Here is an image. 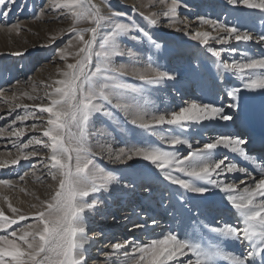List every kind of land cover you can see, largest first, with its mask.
<instances>
[{
    "label": "rangeland",
    "instance_id": "obj_1",
    "mask_svg": "<svg viewBox=\"0 0 264 264\" xmlns=\"http://www.w3.org/2000/svg\"><path fill=\"white\" fill-rule=\"evenodd\" d=\"M172 2L173 0H164L162 4L160 0H91L92 4L100 7L102 15L107 16L112 11L127 13V17L120 19L124 22L134 20L140 27L148 31L155 42L159 44L157 48L143 38L133 40L131 36L118 37L115 48L122 55L112 56L114 68L123 66L129 71L133 69L142 71L151 65L173 77L162 80L159 84H146L131 75L121 77L123 83L139 89V92L126 95L119 101L114 100L113 102L125 104L132 111H146L149 117L169 115L173 111H179L180 108L186 107L187 102L188 105L192 102L212 103L217 107L226 108V105L229 104L226 95L221 94L220 91L218 92L220 89H217L215 75L217 73L215 64L217 58L212 57L207 49L212 47L221 50V58L229 63L233 61L246 62L251 53L258 55L264 43L259 41V37L264 35V10L249 9L245 6L249 10L259 11L257 16L251 14L246 8L244 9V5L232 4L229 0H175L178 5L175 13L177 22L172 25L169 19L162 16V12ZM253 2H258V0H253ZM49 3L50 0H14V2L7 3L5 8L0 9V11L8 12L6 17L0 15V117H3L0 119V164H5L4 167H0V180L9 181V184H0L2 186L0 187V209L4 210L6 216L17 220V223L10 228L0 229V236L7 235L9 239H15L10 235L12 231H16L19 235L21 228L29 230L27 226L35 224L37 209L32 205H39L41 201L50 199L58 187V181L51 179L42 163V159L50 154V150L45 149L42 144L35 143L30 144L27 149L21 148L22 144L34 139L47 142L48 138L42 135L43 130L47 127V114L39 113L36 106L50 103L47 94L56 86L54 82L62 79L60 72L66 69V64L76 62L75 52L80 47L79 42L74 38L75 34L69 31L73 21L71 15L66 14L68 10L53 12L49 10ZM133 7L137 11H132ZM138 12H143L145 16L156 13L158 23L155 26L149 24L138 15ZM209 19L221 25L236 27L242 33L247 32L255 39V44L259 48L244 41L239 42L236 46L234 38L222 39V42L217 43V39L212 37H218L221 33L228 35V33L202 23V20ZM13 25L17 27L12 28ZM91 26L87 21L76 25L77 28ZM110 31L111 25L106 23L95 45L97 51L101 50L99 48L101 38L108 35ZM196 32L211 34L207 45L194 39ZM89 35H86L85 38L87 39ZM133 35L138 34L133 33ZM226 37L223 35L222 38ZM70 40L72 41L71 46H69ZM184 45L194 47V52L185 55L182 51ZM61 49H64L65 60L60 58ZM105 49L109 53L113 51L111 41L105 45ZM17 52L21 55H15ZM263 52L261 50L260 54L264 56ZM233 75L236 87H231L232 83H226L222 88L226 86L225 88L229 91L235 88L241 89L238 101L245 102L244 96L249 94L250 90L244 88V80L239 74L233 73ZM216 91L217 96H220L219 99L223 102L217 98L211 99ZM17 105L21 106L17 107ZM108 107L113 113L112 117L95 114L87 130V145L94 158L96 169H102L115 177L106 190L89 197V201L95 199L98 202L96 210L87 212V221L93 225H100L95 228L96 232L100 234L113 232L123 236L120 226L116 227L115 224L110 223V220L124 219L120 215L127 209L126 204L131 203V200L138 199L135 197L138 190L140 193L145 191L144 196L147 198L145 201L154 202L156 206L159 201L165 207H168L170 202H177L175 208L172 209L183 213V216L189 212L197 213L198 205L195 199L201 195L190 192L191 197L188 199L186 191L179 186L172 184L173 187L170 189L167 184L161 185L160 182H165L164 174L143 159L133 158L131 161L120 163L114 162L113 158L122 148L127 150L148 145L175 151L178 156L183 157L192 149L202 148L205 143L214 142V130L200 127L199 134L195 137L191 131L198 125L197 122H191L183 130L176 126H159L157 134L152 135L149 131L133 125L131 116L119 109ZM32 113L36 115L34 116ZM26 115L27 119H19ZM36 116H39V119ZM33 124L36 125L35 130H33ZM221 124L223 123L218 125L219 129ZM222 131V136L234 137L232 130L222 128ZM161 135L179 136L190 142L192 149H189L187 144L173 147L162 141ZM31 151H36L39 155L27 160L22 158L23 155ZM217 151V149L214 150L213 159L219 160L221 154ZM14 159H18V163L12 164L11 161ZM173 175L188 179L178 172H174ZM20 176H24L25 179L21 181ZM97 182L99 183V181ZM146 182H150V185ZM197 183L198 185L203 184V182ZM235 183H238V179ZM145 185L147 188L142 191L141 187ZM4 197H7V200ZM119 201H123L125 205L123 204L119 209L116 207L115 213H113L112 208L120 203ZM9 203L20 209V214L25 215L26 219L20 220L17 214H13L8 208ZM200 210L199 208L198 211L200 212ZM205 210L207 213L213 212L215 223L221 221L216 218L218 215L214 213L215 211L208 207H205ZM156 213L155 219L160 216ZM201 214H199L200 217L204 219ZM202 221L208 228L207 221ZM181 222H184V218L181 219ZM191 222L196 224L195 220ZM111 225L115 227L113 231L110 230L113 229L110 228ZM185 225L189 227L186 223ZM124 231L126 233L127 230ZM88 236H90L89 233ZM112 241L113 239L101 241L103 244L95 242V244L98 243L97 251H102L99 248V243L104 245V243ZM16 242L20 243L18 240ZM211 245L213 244L211 243ZM103 252L105 253V251ZM103 252L100 255L104 254ZM107 253L110 255V251ZM120 256L122 255L111 254L113 259L104 261V264H114ZM189 257H192L191 254ZM122 259H119L121 260L120 264H132L131 260L122 261Z\"/></svg>",
    "mask_w": 264,
    "mask_h": 264
},
{
    "label": "snow or ice",
    "instance_id": "obj_2",
    "mask_svg": "<svg viewBox=\"0 0 264 264\" xmlns=\"http://www.w3.org/2000/svg\"><path fill=\"white\" fill-rule=\"evenodd\" d=\"M9 2L14 0H0V9L5 8ZM160 2L163 4L164 0ZM229 2L264 10V0L258 2L229 0ZM177 7V3L173 0L162 12V16L169 19L172 25L177 22L175 16ZM65 9L68 10L66 14H70L73 21L69 31L75 34L74 38L80 45L75 52L77 59L75 63H67L66 69L60 72L62 79L55 81L56 86L47 94L50 103L36 106L39 113L47 114V127L42 132L43 137L48 138L47 142L34 139L21 145L22 149H27L32 143L42 144L45 149L50 150V154L42 159V163L51 179L58 181V187L50 199L41 201L39 205H32L37 211L35 224L27 226L29 230L21 228L19 235L16 231H12L10 235L15 239H9L7 235L0 236V264H88L85 254L87 251L85 243L88 239L87 212L96 210L98 202L95 199L89 201L87 198L106 190L115 180L111 173L96 169L94 158L87 145V130L95 114L99 113L111 118L113 113L108 106L119 109L132 117L133 125L149 131L152 135H156L157 128L163 125L176 126L183 130L191 122L216 118L227 122L233 119L232 115L225 114L224 107L212 104L192 102L169 115L149 117L146 111H132L125 104L114 103V100L119 101L126 95L139 92V89L123 83L121 77L135 76L146 84H159L162 80L173 78L151 65L142 71L136 69L129 71L123 66L114 68L112 56L122 55L115 48L116 39L121 36H131L133 40L146 39L157 48L159 44L134 20L128 22L121 20L120 18L127 17L125 12L112 11L105 16L101 14L100 7L92 4L91 0H50L49 10L55 12ZM132 11L137 9L133 7ZM0 15L6 17L8 12L0 11ZM138 15L153 26L158 23L156 13L145 16L143 12H138ZM82 21H87L92 26L77 28L76 25ZM106 23L111 25V31L101 38L99 44L101 50L97 51L95 45ZM202 23L228 33L227 38L212 37L217 39V43L228 38H234L237 42L253 39L247 32L242 33L236 27L221 25L210 19L202 20ZM16 27L12 26V28ZM88 34L90 35L86 39ZM210 35L209 32H196L194 39L207 45ZM109 41L113 45L111 53L105 49ZM259 41L264 42V35L259 37ZM71 45L70 40L69 46ZM207 51L212 57L218 58L219 66L225 71L239 74L244 80L245 89H264V59L229 63L221 58V50L208 47ZM15 55L21 53L17 52ZM60 58L66 59L64 49H61ZM240 91L241 89L235 88L226 93V96L234 101L227 106L228 108L238 109ZM32 115L36 114L32 113ZM27 118V115L19 117L20 120ZM36 118L39 119V116ZM32 127L33 130L36 129L35 124ZM160 138L173 147L187 144L188 148L192 149V144L179 136L161 135ZM247 143L248 141L241 137L225 135L218 137L214 142L205 143L202 148L190 150L183 157L178 156L175 151L148 145L127 150L122 148L114 158H110L120 163L131 161L133 158L143 159L163 173L165 180L187 192L203 196L210 191L207 185H211L212 188L225 193L227 200L239 214L244 227L229 225L212 231L218 236L248 243L249 250L242 257H235L232 264H255V257L260 256L264 259V172L259 179L253 177L251 184L238 189L236 183H226L219 177L234 172L245 173L246 169L238 167L236 163H226L227 157L213 159L214 150L219 146L248 159L243 147ZM37 155L38 152L31 151L22 158L27 160ZM11 163H18V159L12 160ZM4 166L0 164V167ZM261 168L264 169V164ZM174 172L181 173L188 179L173 175ZM19 179L23 181L25 177L20 176ZM197 182L203 184L198 185ZM240 183L244 184V181ZM0 184H9V181L0 180ZM4 199L7 200V197ZM8 208L13 214H17L20 220L26 219L25 215L20 214V209L13 207L11 203L8 204ZM16 223V219L6 216L4 210L0 209V229L6 230ZM17 240L20 243H17ZM127 244V241L124 244L117 243L113 245V251H119ZM189 254L194 259H187L186 262L180 259ZM221 255L220 250L214 246H203L200 243L181 240L169 233L162 240H154L150 245L134 249L129 259L132 264H216L217 258Z\"/></svg>",
    "mask_w": 264,
    "mask_h": 264
},
{
    "label": "bare ground",
    "instance_id": "obj_3",
    "mask_svg": "<svg viewBox=\"0 0 264 264\" xmlns=\"http://www.w3.org/2000/svg\"><path fill=\"white\" fill-rule=\"evenodd\" d=\"M245 8L246 7L244 6V9ZM249 9H247V11H250L251 14L258 16L259 11H252ZM223 35L225 37H228V35L221 33L218 37L215 38L221 39ZM239 42L235 40L234 44L238 45ZM244 42L249 43L251 45L254 44L256 48H259L257 44H255V39ZM262 45L263 46L261 50L264 51V43ZM184 46L185 47L182 49V51L183 53H185V55L194 52V47H187V45ZM260 53L258 52V55L251 53L249 59H264V56ZM215 62L217 68V73L215 74L217 80V89L219 88L220 90H218V92L220 91L221 94L223 93L224 95H226L229 90L225 88L226 86L224 88L222 87L226 83H232L231 87H236L234 85L236 84V80H234L235 76L233 75V72H227L221 66H219L218 58ZM12 67H14V65H12ZM13 69L15 70V68H12V70ZM210 77L212 78V76ZM249 90V94H246L244 96L245 102L237 101L239 105L238 109H230L227 107L230 103H233L234 101L226 96V99L228 100L229 104H227L226 108L224 109L226 114L233 116V119L231 121L226 122L220 120L219 118L213 120H204L199 123L197 122L198 126L191 131L193 133V136L196 137L199 134L198 129H200V127H203L204 129L205 127L210 128L214 130L213 138L214 140H216L218 137L223 135L222 128L224 130L230 129L232 130V134L234 137L238 136L248 141V143L243 146L247 153L248 159L241 157L238 153H233L230 149H226L223 146H219L217 148V152L221 154V158L227 157L226 163H236L238 167L246 169L245 173L234 172L229 173L226 176L222 175L221 177H219V179L224 180L226 183H235L238 179V189H242L248 184H251L253 177L259 179L262 172H264V169L261 168V165L264 164V89L256 88ZM212 98H220V96H217V91L214 92V94L211 96V99ZM219 100L221 101V99ZM221 102H223V100ZM188 104L189 103L187 102L186 107L188 106ZM219 123H223L221 124L220 129L218 128ZM252 131L254 134L252 133ZM195 143L197 144V141ZM254 152H256V154L253 155ZM240 181H244V184H241ZM149 183L150 182H146V184ZM160 184H167L168 188L170 189L173 187V185L170 184V182L167 180H165V182H160ZM209 187V193L205 194V196L203 197L197 196V198L195 199L197 202L196 204L198 205V210L199 208L201 209L200 212L198 210L197 213L189 212L185 214V216H183V213H178L179 211L177 212L172 209L175 208V204L177 202H170L169 206L165 207L161 204V201H159L157 206L154 202L145 201L147 198H145V191H143L142 189L147 188V185L141 187V190L143 192L140 193V190H138V193L135 195V197H138V199L134 201L137 202L132 203L134 201L131 200L130 203L128 201L129 203L126 204L127 209L124 211V213L120 215L124 219H114L112 221L110 220V223L115 224L116 227L120 226L124 234L123 236H120L119 234H114L113 232L109 234H100L99 232L97 233V229L95 228H97V226L100 227V225H93L90 224L89 221H87L88 239L85 243V248L87 250L85 254L87 256L88 253V264H104V261L106 260L111 261L113 259V257H111V254H116V256L122 255L120 256V258H123L122 261L125 259L127 261H130L129 257L133 255L134 249L150 245L154 240H162L169 233L176 235L181 240H188L192 243H200L203 246H214L218 248L222 254L220 257L217 258L216 264H232V260L235 257H242L243 254H245L249 250L248 243L237 241L234 238L218 236V234L213 232L212 229L224 228L229 225L233 227L243 228L244 225L242 224L237 211L231 206L230 202L227 200L225 193L219 191L218 189L212 188V186ZM185 193L188 196L187 198L190 199V192L186 191ZM171 196H173V193H171ZM87 199L89 200V198ZM119 202L120 203H118L115 207L112 208L113 213H115L116 207H118L119 209L123 206V201ZM205 207H208L210 208V210L215 211L214 213L218 215V217L216 218L221 219V221H219V223H215V216L213 212L207 213ZM155 213L157 215L160 214L157 219H155ZM199 214L203 215L204 219H202ZM192 216L194 217L191 218ZM183 218L184 222H181V219L183 220ZM192 220H195L196 224L192 223ZM202 220L207 221L208 228L204 226ZM185 223L189 227H187ZM137 225H141V227H136ZM110 228H113L110 229L113 231L115 227L111 225ZM124 230H127L126 233H124ZM88 233L90 234V236H88ZM111 239H113L112 242L104 243V245L100 244H103V242L101 241H109ZM126 241L128 242V244L125 248H122L119 251H113V245L117 243L124 244ZM95 242H100L99 248L102 251H97L96 248L98 243L95 244ZM211 243L213 245H211ZM103 251H105V253ZM107 251H110V255L107 253ZM222 251L224 254L222 253ZM101 252H103L104 254L100 255ZM136 255L138 256L139 253L137 252ZM120 258H118V261L114 264H120ZM180 259L186 262L187 259L194 258L187 256L182 257ZM255 264H264V259H262L260 256L255 257Z\"/></svg>",
    "mask_w": 264,
    "mask_h": 264
}]
</instances>
